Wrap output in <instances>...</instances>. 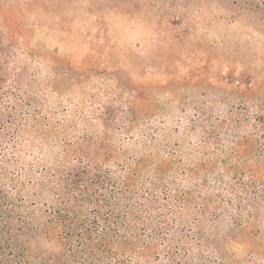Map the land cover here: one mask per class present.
I'll return each instance as SVG.
<instances>
[{
    "label": "trees",
    "instance_id": "obj_1",
    "mask_svg": "<svg viewBox=\"0 0 264 264\" xmlns=\"http://www.w3.org/2000/svg\"><path fill=\"white\" fill-rule=\"evenodd\" d=\"M247 4L264 26V0ZM15 17L0 12V264H264V72L222 77L223 109L195 108L174 146L164 125L147 142L134 105L49 109L58 76L21 62L42 55Z\"/></svg>",
    "mask_w": 264,
    "mask_h": 264
},
{
    "label": "rangeland",
    "instance_id": "obj_2",
    "mask_svg": "<svg viewBox=\"0 0 264 264\" xmlns=\"http://www.w3.org/2000/svg\"><path fill=\"white\" fill-rule=\"evenodd\" d=\"M248 2L0 0V12L14 8L15 23H34L29 44L42 57L21 62L44 80L57 74L60 93H45L49 109L78 107L90 118L103 106L134 105L142 117L134 138L148 142L146 129L164 125L174 146L195 108L223 109L222 77L262 76L264 26Z\"/></svg>",
    "mask_w": 264,
    "mask_h": 264
}]
</instances>
